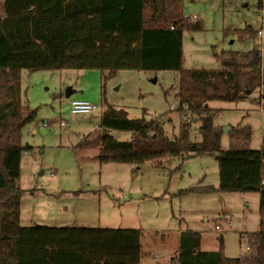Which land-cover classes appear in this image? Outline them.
Listing matches in <instances>:
<instances>
[{"label": "trees", "instance_id": "trees-1", "mask_svg": "<svg viewBox=\"0 0 264 264\" xmlns=\"http://www.w3.org/2000/svg\"><path fill=\"white\" fill-rule=\"evenodd\" d=\"M183 1L5 0L0 18V264H141L146 257L139 229L20 224L21 161L32 150L23 144L22 133L36 118V112L24 114L21 72L68 69H97L106 78L122 70L179 71V135L169 137L160 118L132 120L125 110L109 107L93 136L98 160L141 165L174 156H215L220 191L260 195L261 224L252 236V251L227 258L222 250H201L200 234L186 232L173 264H264V139L261 149H253L250 128L239 126L229 132L230 146L224 150V130L208 107L264 90V46L215 53L219 69H184V31L201 30L202 24L190 23ZM258 10L262 28L236 30L240 41L264 31V0H258ZM113 131L131 138L120 141Z\"/></svg>", "mask_w": 264, "mask_h": 264}, {"label": "rangeland", "instance_id": "rangeland-1", "mask_svg": "<svg viewBox=\"0 0 264 264\" xmlns=\"http://www.w3.org/2000/svg\"><path fill=\"white\" fill-rule=\"evenodd\" d=\"M212 3L184 4L186 17H198L190 23L202 24L201 30L184 31V69H219L221 61L215 53L263 48L260 35L245 41L235 35L247 26L261 28L258 0ZM106 74L97 69L21 72L24 114L36 112L22 133L23 144L32 150L21 161V226L139 229L146 256L142 264H173L181 234L186 232L200 234L203 251L222 250L232 259L251 252L252 236L261 224L260 195L220 191L215 156L185 160L174 156L141 165L99 162L93 136L109 107L125 110L132 120L162 119L172 139L179 135L183 118L179 71L122 70L111 78ZM69 88L74 92L68 98ZM263 93L258 89L239 102L208 104L216 114V125L249 127L253 149H261L264 139ZM72 100L99 108L73 115ZM112 135L120 141L131 138L126 132ZM228 135L222 137L224 150L230 146ZM191 137L196 138V133ZM207 188L212 190L204 191ZM217 225L222 231L216 230Z\"/></svg>", "mask_w": 264, "mask_h": 264}, {"label": "built area", "instance_id": "built-area-1", "mask_svg": "<svg viewBox=\"0 0 264 264\" xmlns=\"http://www.w3.org/2000/svg\"><path fill=\"white\" fill-rule=\"evenodd\" d=\"M189 19H191V21L197 22L198 17L196 15H193L191 17H188ZM259 35H262V33L260 32ZM98 106L95 104H92L88 101H82V100H72L70 103V113L73 115H81V114H86V113H92L96 110H98ZM65 123L62 122V125H64ZM30 153V151H26L24 153V155H28ZM216 230L217 231H222L220 226H216ZM247 250H249V246L246 247Z\"/></svg>", "mask_w": 264, "mask_h": 264}, {"label": "crops", "instance_id": "crops-1", "mask_svg": "<svg viewBox=\"0 0 264 264\" xmlns=\"http://www.w3.org/2000/svg\"><path fill=\"white\" fill-rule=\"evenodd\" d=\"M184 3H183V8H185L184 7V4H185V2H188V4H192V3H195L196 2V0H184L183 1ZM4 4H5V0H3V3H2V12H3V14H2V17L4 16ZM212 5L213 6H216L217 5V0H213V3H212ZM183 12H184V9H183ZM187 13L188 12H185V15H187ZM261 14V13H260ZM1 17V18H2ZM261 28H262V15H261ZM260 28V29H261ZM257 30H259V29H257ZM259 38H262L261 40L263 41L264 40V31H262V35H260V37ZM263 43V42H262ZM263 46H264V43H263ZM263 67H264V63H263ZM74 92V91H73ZM73 94V93H72ZM143 261V260H142ZM141 264H142V262H141Z\"/></svg>", "mask_w": 264, "mask_h": 264}, {"label": "water", "instance_id": "water-1", "mask_svg": "<svg viewBox=\"0 0 264 264\" xmlns=\"http://www.w3.org/2000/svg\"><path fill=\"white\" fill-rule=\"evenodd\" d=\"M72 93H73L72 89L69 88L67 90V92H66V96L69 98L72 95ZM223 130H224V133L227 134V133H229L232 130V128L231 127H226V128H223Z\"/></svg>", "mask_w": 264, "mask_h": 264}]
</instances>
